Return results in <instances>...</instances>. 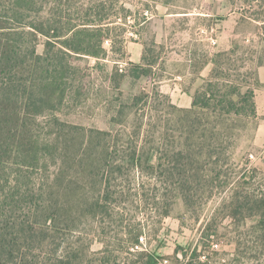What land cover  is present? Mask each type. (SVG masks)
<instances>
[{
  "label": "trees",
  "instance_id": "trees-1",
  "mask_svg": "<svg viewBox=\"0 0 264 264\" xmlns=\"http://www.w3.org/2000/svg\"><path fill=\"white\" fill-rule=\"evenodd\" d=\"M125 12L119 0H0V264H155L141 242L149 219L160 226L178 203L200 207L235 175H258L234 162L258 128L264 61L249 39L199 56L190 108L156 88L122 97L125 80L151 78L143 56L107 76L108 127L68 120L88 100L75 60L103 59ZM236 201L264 238V192Z\"/></svg>",
  "mask_w": 264,
  "mask_h": 264
},
{
  "label": "rangeland",
  "instance_id": "rangeland-1",
  "mask_svg": "<svg viewBox=\"0 0 264 264\" xmlns=\"http://www.w3.org/2000/svg\"><path fill=\"white\" fill-rule=\"evenodd\" d=\"M119 1L128 11V22L124 30L112 32V47L104 43L106 56L98 62L91 58L75 60L82 68L88 100L77 109L83 115L70 117V121L108 127L109 115L101 111L99 103L108 91L107 76L114 65L124 69L127 63H141L143 56L153 64L151 78L125 80L120 89L122 97L156 88L179 108H190L191 95L201 84L194 67L201 61L199 56L225 51L233 41L249 39L255 60L264 61V29L260 23L264 20V0H174L168 6L161 0ZM218 16L225 20L217 24ZM224 41L225 49L220 47ZM210 67L204 68L201 77L207 76ZM256 94H262L263 101L264 83ZM257 114L255 122L264 123V116ZM244 145L248 146L246 142ZM251 154L254 158L250 160ZM234 162L241 167L247 162L258 175L254 180L235 175L230 190L215 194L200 207L187 208L178 203L160 226L149 219L142 247L153 253L154 263L168 258L182 264H195L200 259L209 264H264V238L257 230L258 217L240 208L236 201L239 195L264 192V145L255 146L253 140V146L243 147ZM99 248V244L92 247ZM130 260L134 257L124 255L119 264Z\"/></svg>",
  "mask_w": 264,
  "mask_h": 264
},
{
  "label": "crops",
  "instance_id": "crops-1",
  "mask_svg": "<svg viewBox=\"0 0 264 264\" xmlns=\"http://www.w3.org/2000/svg\"><path fill=\"white\" fill-rule=\"evenodd\" d=\"M218 42V41H217ZM216 42V43H217ZM222 43V42H221ZM220 43V47H224V49L227 47L226 46V41H224L222 44ZM229 49V48H228ZM227 49V50H228ZM226 51V50H225ZM257 76H258V80L260 83H264V66L258 68L257 70ZM262 95V94H261ZM260 94H256L255 93V103H256V109H257V113H259L260 115L264 116V98L263 101L260 102ZM264 97V94H263ZM258 99V100H257ZM258 115V114H257ZM264 122V121H263ZM254 145L255 146H262L264 145V123H260L258 125L257 128V132L255 134V139H254Z\"/></svg>",
  "mask_w": 264,
  "mask_h": 264
},
{
  "label": "built area",
  "instance_id": "built-area-1",
  "mask_svg": "<svg viewBox=\"0 0 264 264\" xmlns=\"http://www.w3.org/2000/svg\"><path fill=\"white\" fill-rule=\"evenodd\" d=\"M248 158L251 160L254 157L251 154V155L248 156ZM248 168H250V166H248ZM142 241L143 240L141 239V242ZM200 262H205V261H203V260L200 259ZM155 264H182V263L181 262L176 263V262H174V261H172L171 259H168V258H161V259H157L156 262H155Z\"/></svg>",
  "mask_w": 264,
  "mask_h": 264
}]
</instances>
